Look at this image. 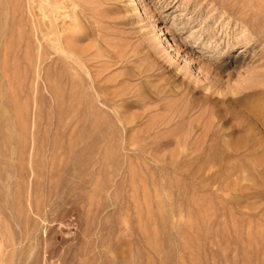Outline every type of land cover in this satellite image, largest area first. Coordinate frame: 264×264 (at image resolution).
<instances>
[{
    "label": "rangeland",
    "instance_id": "obj_1",
    "mask_svg": "<svg viewBox=\"0 0 264 264\" xmlns=\"http://www.w3.org/2000/svg\"><path fill=\"white\" fill-rule=\"evenodd\" d=\"M40 2L0 0V264H264V0Z\"/></svg>",
    "mask_w": 264,
    "mask_h": 264
},
{
    "label": "bare ground",
    "instance_id": "obj_2",
    "mask_svg": "<svg viewBox=\"0 0 264 264\" xmlns=\"http://www.w3.org/2000/svg\"><path fill=\"white\" fill-rule=\"evenodd\" d=\"M33 1V0H32ZM42 2H40L39 4L35 5L33 7V13L36 16L35 18L39 21V31L41 33L42 36H46L49 37V34H52V23L51 20L52 18H50L47 13H48V8L47 7H51V11H52V7H58L60 6L59 4L62 3V0H44L45 5L41 4ZM50 9V8H49ZM34 18V19H35ZM44 21V22H43ZM53 22V21H52ZM54 29V28H53ZM57 34V33H56ZM59 35V34H58ZM60 38L59 37H54V45H56V48L59 50H63L62 45L64 43H60ZM53 40V39H52ZM63 42V41H61ZM52 43V42H51ZM52 46V45H51ZM53 48V47H52ZM67 50V49H66ZM66 52V51H64ZM57 87V86H56ZM54 89V88H53ZM8 246V245H7Z\"/></svg>",
    "mask_w": 264,
    "mask_h": 264
}]
</instances>
